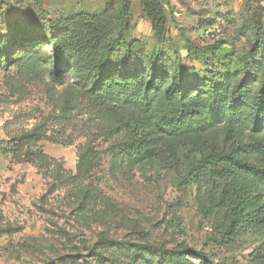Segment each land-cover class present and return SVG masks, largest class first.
Instances as JSON below:
<instances>
[{"label":"rangeland","instance_id":"rangeland-1","mask_svg":"<svg viewBox=\"0 0 264 264\" xmlns=\"http://www.w3.org/2000/svg\"><path fill=\"white\" fill-rule=\"evenodd\" d=\"M261 140L264 0H0V264H264V182L230 225L196 170Z\"/></svg>","mask_w":264,"mask_h":264},{"label":"trees","instance_id":"trees-1","mask_svg":"<svg viewBox=\"0 0 264 264\" xmlns=\"http://www.w3.org/2000/svg\"><path fill=\"white\" fill-rule=\"evenodd\" d=\"M51 42L54 48H60L56 38H53ZM62 55L63 51H54L55 65L59 63ZM103 76L105 75L95 76L94 85L98 84ZM175 81L176 79L174 77L172 86L168 90L170 100H174L178 92V86H175ZM178 110L179 113L175 124L182 131L198 128L200 121L206 115L205 107H197L194 109L180 106ZM149 150L148 147L139 146L135 149L133 154L139 157L144 153H149ZM252 151L258 155L261 163L260 167L246 161L248 149L243 146H239L235 152H214L202 158L196 170L198 169L200 172L202 185L207 189L203 201L206 205L208 216L216 219H221L222 217L227 223H230V225L233 224L236 219L240 218L245 222L247 221V217L250 218V221H254L252 213L245 208L247 198L250 197L251 194L244 184L240 182L239 174L242 172H250L258 182H264V140L255 142L252 145ZM258 201L261 205L260 207L264 211L262 198L259 196ZM232 202L236 204L235 209L237 210H227L224 214V210H221V207ZM154 251L159 258L156 264H195L193 261L183 256L181 251H171L161 248H156ZM188 251L198 257L199 262L197 264H214L205 253L194 249H188ZM97 257L102 258V255L97 254Z\"/></svg>","mask_w":264,"mask_h":264}]
</instances>
